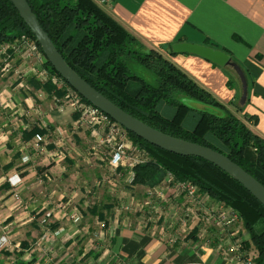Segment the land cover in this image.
Here are the masks:
<instances>
[{
    "label": "crops",
    "instance_id": "1",
    "mask_svg": "<svg viewBox=\"0 0 264 264\" xmlns=\"http://www.w3.org/2000/svg\"><path fill=\"white\" fill-rule=\"evenodd\" d=\"M98 2L146 46L161 50L221 102L235 98L240 102L242 82L240 89L238 77L226 70L227 65L188 52L169 54L167 47L177 43L206 45L207 40L216 43L212 48L224 51L241 70L250 72L253 81L250 76L246 83L248 101L243 103V113L256 117L255 123L247 125L264 137V0ZM15 41L0 44V66L5 55L11 63L8 73H0V222L8 240L0 247V264H115L117 257L125 264H222L212 244L195 248L191 243L195 231L183 237L186 246L171 248L159 232L165 228V220L159 227L149 221L147 227L140 228L141 215L136 213L129 215L130 225L125 223V214L114 222L120 199L144 200L149 189L125 188L121 198L117 185L130 186L131 180L130 171L123 167L117 169V178L108 181L110 186L100 190L95 186L97 173L108 169L102 160L107 154L86 156L84 149L93 139L89 130L75 129L77 115L68 108L59 112L56 93L42 86L35 88L30 79L37 80L24 75L28 65L17 48L20 42ZM228 73L235 78L232 88L227 86ZM33 128L48 141L44 152L32 148L37 134L31 132ZM56 129L61 133L56 134ZM24 156L27 161L22 160ZM9 178L19 179L17 189ZM203 199L210 200L204 195ZM169 200L177 205L182 202L169 198L161 204L163 210ZM105 204L110 207H102ZM93 205L98 213L90 211ZM72 206L83 210L78 224L67 217ZM151 212L148 208L144 215L148 220ZM42 217L45 225L40 224Z\"/></svg>",
    "mask_w": 264,
    "mask_h": 264
},
{
    "label": "trees",
    "instance_id": "2",
    "mask_svg": "<svg viewBox=\"0 0 264 264\" xmlns=\"http://www.w3.org/2000/svg\"><path fill=\"white\" fill-rule=\"evenodd\" d=\"M26 1L69 67L102 95L163 133L226 155L264 185V137L248 127L247 122L255 123L256 117L243 113L245 104L239 99L221 102L161 50L146 46L98 0ZM23 36L34 40L41 50L12 2L0 0V44L13 43ZM206 45L218 46L208 40ZM167 47L169 54H174L171 45ZM135 64L152 73L154 82L136 74ZM44 66L59 75L46 58ZM228 66L238 77L241 89V79L233 67ZM242 71L248 85L251 74L248 70ZM228 76L227 86L232 88L235 78L229 73ZM30 81L35 88L42 86L46 91L61 95L49 82L41 84L32 78ZM179 95L210 106L214 111L182 104L177 98ZM161 101L175 106L170 117L159 111ZM247 101L248 94L245 103ZM192 112L198 115L194 125L187 128L184 121ZM31 132L41 133L37 128ZM127 133L146 153L145 161L132 167L129 187L153 188L168 174L173 180L190 182L199 193L230 206L239 214L248 233V239L241 240V244L245 249H253V264H264V206L242 184L203 158L169 152L130 131ZM96 207L93 205L90 211L96 209L98 213ZM102 207L109 208L110 205Z\"/></svg>",
    "mask_w": 264,
    "mask_h": 264
},
{
    "label": "built area",
    "instance_id": "3",
    "mask_svg": "<svg viewBox=\"0 0 264 264\" xmlns=\"http://www.w3.org/2000/svg\"><path fill=\"white\" fill-rule=\"evenodd\" d=\"M104 2L105 0H99ZM16 44L20 42L19 49L21 58L28 65L24 75L33 76L39 83L44 84L49 82L53 86L54 91L61 92L60 96L55 94L54 102L55 107L59 112H64L66 108L75 113L76 119L74 120L75 129H87L91 137L93 138L84 149V153L88 158L100 157V153L104 152L108 158L102 159L104 164L115 172L118 168L128 169L132 177V167L140 162L145 161L146 153L137 147L129 138L127 130L119 123L112 120L107 114L101 111L99 108L93 106L91 103L83 99L77 91L70 87L66 81L55 73L49 72L44 66L45 56L38 48L34 40L28 36H23L17 39ZM8 47V46H7ZM6 53V50H5ZM0 66V73H8L11 69V63L9 62L8 55H5ZM3 102L0 101V106ZM56 134H60L61 130L56 129ZM48 141L42 134H35L34 141L31 144L34 150L37 152H44ZM59 151L58 154H61ZM23 161H27L28 157L24 156ZM11 186L17 189L19 179L12 181L9 178ZM155 189H149L147 197L144 200H137L132 197L127 201L126 205L121 204L120 207L128 209L129 212L134 211L139 213L138 226L140 228L147 227L149 221L153 222L155 227H159L160 221L164 220L163 208L161 204L168 201L167 199H182V207L186 214H184V221L190 219L188 226H183V231L187 233L194 232L195 240H192V244L195 248H200L208 245L212 246L214 250L219 254L220 258L225 264H253V253L250 250L243 248L241 244L242 238H239L240 231V216L239 214L229 206L223 205L219 201H214L211 204L213 209L205 208L206 201L203 199V194L198 192L195 185L186 181L173 180V177L168 174ZM169 192V196L164 194ZM205 196V195H204ZM64 206V204H63ZM151 209L152 215L149 220L144 216L147 209ZM119 207H116V215H114V222L118 223L119 217L122 213ZM210 211L211 213L209 214ZM181 215V214H180ZM179 218V215H177ZM67 217L74 223H79L82 220V212L78 207H72L67 214ZM180 223L182 219L179 220ZM46 218L40 219V224L45 225ZM125 223H128L125 218ZM162 226V225H161ZM164 231V228L162 226ZM159 228V232H163ZM214 229V235L211 234V230ZM6 227L0 222V231L3 233L0 236V247L7 243V238L4 234ZM57 232H55L56 234ZM176 238H170L168 243H174ZM184 240V245L186 246ZM115 264H125L120 258L117 257Z\"/></svg>",
    "mask_w": 264,
    "mask_h": 264
},
{
    "label": "water",
    "instance_id": "4",
    "mask_svg": "<svg viewBox=\"0 0 264 264\" xmlns=\"http://www.w3.org/2000/svg\"><path fill=\"white\" fill-rule=\"evenodd\" d=\"M10 1L17 9L25 24L29 27L45 58L48 60L54 70L87 102L99 108L112 120L123 126L127 131L134 133L138 137L163 150L180 155L197 156L215 164L235 180H237L240 184H242L244 188L248 190L264 206V185L257 181L252 175L246 172L237 163L229 159L226 155L213 150L210 147L163 133L118 107L111 100L93 88L83 78H81L71 67H69L50 37L39 24L35 14L26 0ZM171 51L173 53H192L221 66L230 64L242 82V95L240 97V103L243 104L245 102L247 89L243 72L236 63L231 62L229 55L224 51L206 45L191 43L173 44L171 46Z\"/></svg>",
    "mask_w": 264,
    "mask_h": 264
},
{
    "label": "rangeland",
    "instance_id": "5",
    "mask_svg": "<svg viewBox=\"0 0 264 264\" xmlns=\"http://www.w3.org/2000/svg\"><path fill=\"white\" fill-rule=\"evenodd\" d=\"M133 69H134V72L136 74H138L139 76L143 77L144 79H146V80H148V81H150L152 83L154 82V79H155L154 75L152 73H150L149 71L145 70L142 66H140L138 64H135ZM226 70H230V67L228 65L226 66ZM177 98H178L180 103L186 104V105H188L190 107H193L195 109L214 111V109L212 107L207 106V105H203V103H199V102H197V101H195V100H193V99H191V98H189V97H187L185 95H179V96H177ZM158 109L163 115H165L167 117H170L173 114L174 110H175V106L168 105L167 103L161 101L158 104ZM197 115H198L197 112H192L185 119L184 125L187 128H191L194 125L195 121H196ZM94 161H95V159H94ZM116 171L112 173L111 170H109V168H108V169H106L104 171L102 170V172L100 174L98 172L97 173L98 176L96 175L95 178H94V179H96V182H95L96 185L95 186H97L99 188V190L101 188L107 187V185L110 186V183H108V181L112 180V179H115V177L117 178V176H115V175H118V173H116ZM123 173H125V172H123ZM125 188H127L128 190L130 189V187L128 185H126L125 183H123V182L119 183L117 185V187H116V192H117V194H119V196H121V198H123V196H124V195H122L121 192L125 191ZM149 189L154 190L155 188L153 187V188H149ZM145 190H148V189L145 188ZM163 194H164V192H163ZM166 194L168 195L169 192H167ZM166 194H164L165 197H167ZM178 200L179 199H177V202H178ZM210 201H211V199L208 202H206L204 205L206 206L205 208L209 209V207H210V210H211V209H213V205L214 204H211V203L209 204ZM169 203L170 204H168L165 207V209L163 210V217L162 218L165 220L163 222V224H162V225H165L164 231L162 232L163 233V239L166 241V244H167L168 247L173 248L176 245L177 247L180 248V247H182L184 245V238L183 237L185 235H186L185 237L189 236V233H187V231H183V226L182 225L188 226L190 224V227H191L192 224L190 223V221H191L190 219L185 221V224H183L184 214H186L187 211L184 210V208L182 207V204L180 202H178L179 203L178 205L176 204V202L174 203L172 201H170ZM121 204L124 207V205H126L127 203L124 200L120 199L119 204L116 207L117 208L119 207L122 210L119 213L125 214V218L127 219L128 223H130V221L128 220L129 215H130V217H133L134 214H136V213L134 211L129 212V210L126 209V208L125 209L121 208L120 207ZM175 204H176V206H175ZM72 207H78V206H72ZM72 207H70V209ZM79 209L81 210V212L83 211L82 208H79ZM207 212H209V214L211 213L210 211H207ZM177 215H179V218H178ZM82 216H83V214H82ZM132 219L134 220V218H132ZM180 219H182L181 223L179 221ZM130 220H131V218H130ZM75 224H78V223H75ZM240 227H241L240 231L238 233H236L235 235L238 234L239 238L247 240L248 239V233L243 228L242 219L240 220ZM170 238H176V241L174 243H170L169 244L168 241H169ZM187 242H190V239ZM250 252L254 254V251H253L252 248H250ZM221 263L225 264L222 261V259H221Z\"/></svg>",
    "mask_w": 264,
    "mask_h": 264
}]
</instances>
